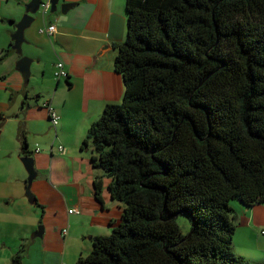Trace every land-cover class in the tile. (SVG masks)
<instances>
[{"label": "trees", "instance_id": "16d2710c", "mask_svg": "<svg viewBox=\"0 0 264 264\" xmlns=\"http://www.w3.org/2000/svg\"><path fill=\"white\" fill-rule=\"evenodd\" d=\"M117 50L123 100L84 145L125 209L77 264H251L232 203L264 205V0H127Z\"/></svg>", "mask_w": 264, "mask_h": 264}, {"label": "crops", "instance_id": "0c3cea01", "mask_svg": "<svg viewBox=\"0 0 264 264\" xmlns=\"http://www.w3.org/2000/svg\"><path fill=\"white\" fill-rule=\"evenodd\" d=\"M32 1L0 0V264H13L20 252V264H77L90 255L94 238L120 224L125 209L112 198L110 179L93 167V146L84 142L105 108L124 97L115 60L127 39V0H61L55 14L41 5L25 32L24 57L33 60L28 89L16 68L21 57L12 36ZM63 4L74 7L63 15ZM52 26L54 35L41 33ZM60 63L67 79H56ZM50 107L60 117L57 127ZM24 143L37 173L34 204L26 194ZM239 204L233 205L234 251L264 264V205Z\"/></svg>", "mask_w": 264, "mask_h": 264}, {"label": "water", "instance_id": "95a60500", "mask_svg": "<svg viewBox=\"0 0 264 264\" xmlns=\"http://www.w3.org/2000/svg\"><path fill=\"white\" fill-rule=\"evenodd\" d=\"M48 1L50 3V12L52 14H55L61 3V0H48ZM42 3H43V0H33L31 4L27 6L26 16L16 26V33L12 36V41L14 42L12 49L14 52H16L18 56L21 57V60L18 62L16 68L20 73H22L25 86H28L30 84V79L32 75L31 68L33 65L32 59H29L23 56V45L26 44L25 32L34 23V21L36 20V17L40 15ZM73 7H74L73 4L61 5L62 14L63 15L67 14V12ZM22 163L24 164V167L29 175L26 194L28 196V199L31 201V203L34 204L36 203V198L31 191L32 184L37 179L34 159L26 157L22 159ZM40 229H41V233L37 234L38 235L37 237L39 238L42 237V228Z\"/></svg>", "mask_w": 264, "mask_h": 264}, {"label": "built area", "instance_id": "2783aa9c", "mask_svg": "<svg viewBox=\"0 0 264 264\" xmlns=\"http://www.w3.org/2000/svg\"><path fill=\"white\" fill-rule=\"evenodd\" d=\"M42 9L44 11H48L50 9V3L49 2H46V3L42 4ZM41 33L42 34L47 33L49 35H54L56 33V27L55 26H52V27H50L47 30H42ZM55 75H56V79L57 80L67 79L68 78V74L65 71L64 65L62 63H60V64L57 65V71H56ZM50 115H51V122H52L53 126L54 127H57L58 124H59V122H60V117L54 111V109L51 108V107H50ZM60 151L61 152H64V149L61 147L60 148ZM69 213L70 214H75V213H78V211L77 210H71ZM64 233L67 234V231H65Z\"/></svg>", "mask_w": 264, "mask_h": 264}, {"label": "rangeland", "instance_id": "374dc122", "mask_svg": "<svg viewBox=\"0 0 264 264\" xmlns=\"http://www.w3.org/2000/svg\"><path fill=\"white\" fill-rule=\"evenodd\" d=\"M23 56H24V52H23ZM32 81L33 80L31 78L30 79V84L28 86V89L32 88V85H33ZM235 203L239 204L238 202H234L232 204L234 205ZM177 224L179 225L183 235H188L191 232L192 225H191L190 218L188 216H180L177 219Z\"/></svg>", "mask_w": 264, "mask_h": 264}]
</instances>
